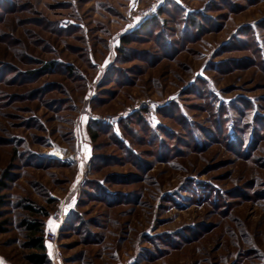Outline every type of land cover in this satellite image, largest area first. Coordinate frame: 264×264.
I'll use <instances>...</instances> for the list:
<instances>
[{"label": "rangeland", "instance_id": "obj_1", "mask_svg": "<svg viewBox=\"0 0 264 264\" xmlns=\"http://www.w3.org/2000/svg\"><path fill=\"white\" fill-rule=\"evenodd\" d=\"M0 186L15 264H264V0H0Z\"/></svg>", "mask_w": 264, "mask_h": 264}, {"label": "trees", "instance_id": "obj_2", "mask_svg": "<svg viewBox=\"0 0 264 264\" xmlns=\"http://www.w3.org/2000/svg\"><path fill=\"white\" fill-rule=\"evenodd\" d=\"M122 40L129 43L127 36H123ZM91 136L93 139H96L97 133L91 131ZM26 208L33 214L38 212V210L31 205H26ZM46 215L47 214H43L38 217L23 220V226L25 228L27 238L25 245L26 247L34 250V252L29 254V258L36 264H46L51 262L48 253V243L45 240V231L48 227L45 220ZM2 216L3 213L0 211V233L5 231L4 225L7 221L5 219L1 220Z\"/></svg>", "mask_w": 264, "mask_h": 264}, {"label": "built area", "instance_id": "obj_3", "mask_svg": "<svg viewBox=\"0 0 264 264\" xmlns=\"http://www.w3.org/2000/svg\"><path fill=\"white\" fill-rule=\"evenodd\" d=\"M49 217L51 220L57 222L58 224H61L67 218V213L62 208H59L52 211ZM45 240L48 244L53 246L56 252L58 251L55 248L57 247L59 241L58 229L48 226L45 231Z\"/></svg>", "mask_w": 264, "mask_h": 264}, {"label": "crops", "instance_id": "obj_4", "mask_svg": "<svg viewBox=\"0 0 264 264\" xmlns=\"http://www.w3.org/2000/svg\"><path fill=\"white\" fill-rule=\"evenodd\" d=\"M52 223V222H51ZM50 225V227H53V224L48 223V226ZM48 245V253H49V257L51 259L50 263H46V264H63L62 260H61V256H60V251H55V249L53 248L52 245L47 244ZM0 264H15L12 261L6 259L5 257L0 255Z\"/></svg>", "mask_w": 264, "mask_h": 264}, {"label": "bare ground", "instance_id": "obj_5", "mask_svg": "<svg viewBox=\"0 0 264 264\" xmlns=\"http://www.w3.org/2000/svg\"><path fill=\"white\" fill-rule=\"evenodd\" d=\"M55 155L61 157L62 153L60 151H56Z\"/></svg>", "mask_w": 264, "mask_h": 264}, {"label": "snow or ice", "instance_id": "obj_6", "mask_svg": "<svg viewBox=\"0 0 264 264\" xmlns=\"http://www.w3.org/2000/svg\"><path fill=\"white\" fill-rule=\"evenodd\" d=\"M51 223V222H50Z\"/></svg>", "mask_w": 264, "mask_h": 264}]
</instances>
